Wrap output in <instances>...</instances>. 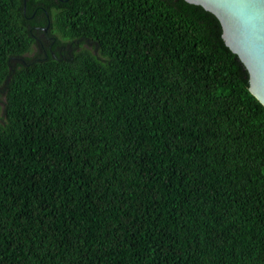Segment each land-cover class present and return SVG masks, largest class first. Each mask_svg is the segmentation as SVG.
Returning a JSON list of instances; mask_svg holds the SVG:
<instances>
[{
  "label": "trees",
  "instance_id": "1",
  "mask_svg": "<svg viewBox=\"0 0 264 264\" xmlns=\"http://www.w3.org/2000/svg\"><path fill=\"white\" fill-rule=\"evenodd\" d=\"M0 264H264V105L212 12L0 0Z\"/></svg>",
  "mask_w": 264,
  "mask_h": 264
},
{
  "label": "water",
  "instance_id": "2",
  "mask_svg": "<svg viewBox=\"0 0 264 264\" xmlns=\"http://www.w3.org/2000/svg\"><path fill=\"white\" fill-rule=\"evenodd\" d=\"M186 1L218 18L226 45L247 68L249 91L264 105V0Z\"/></svg>",
  "mask_w": 264,
  "mask_h": 264
},
{
  "label": "flooded vegetation",
  "instance_id": "3",
  "mask_svg": "<svg viewBox=\"0 0 264 264\" xmlns=\"http://www.w3.org/2000/svg\"><path fill=\"white\" fill-rule=\"evenodd\" d=\"M49 24V22H48ZM47 25V24H46ZM35 27L38 29L37 31H41L40 33V39H44L45 36L48 34V26L44 25H35Z\"/></svg>",
  "mask_w": 264,
  "mask_h": 264
}]
</instances>
